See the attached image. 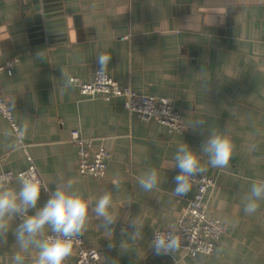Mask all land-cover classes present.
I'll return each instance as SVG.
<instances>
[{
  "label": "crops",
  "instance_id": "obj_1",
  "mask_svg": "<svg viewBox=\"0 0 264 264\" xmlns=\"http://www.w3.org/2000/svg\"><path fill=\"white\" fill-rule=\"evenodd\" d=\"M101 53L112 56L106 72L121 85L170 99L184 130L139 120L121 97L83 95L66 84L71 77L90 81ZM7 64L11 72L0 71V90L26 148L0 115V172L26 169L28 153L50 188L71 179L85 197L110 190L111 206L90 210L82 236L99 249V264H264V201L256 213L243 210L251 182L264 179V0H0V66ZM196 119H206L203 134L190 128ZM211 127L228 128L235 144L229 167L205 172L215 180L206 194L209 214L225 231L213 254L156 255L153 233L175 227L194 194L191 187L185 197L172 195L177 146L184 141L199 152ZM74 129L93 139L92 149L110 151L104 178L79 173ZM149 168L157 169L161 185L144 192L137 177ZM47 199L42 192L38 206ZM136 216L144 238L134 242L126 218ZM109 217L119 218L113 234L104 228ZM16 250L9 232L0 242V264H12ZM25 255L32 264L34 252ZM74 259L72 253L65 264Z\"/></svg>",
  "mask_w": 264,
  "mask_h": 264
},
{
  "label": "clouds",
  "instance_id": "obj_2",
  "mask_svg": "<svg viewBox=\"0 0 264 264\" xmlns=\"http://www.w3.org/2000/svg\"><path fill=\"white\" fill-rule=\"evenodd\" d=\"M39 55L38 52L37 56ZM111 57L101 53L96 58L99 65L96 73L99 77L106 74ZM210 82H205L208 91ZM66 84H72V79L68 78ZM205 124L206 119H196L192 121L190 128L193 131L200 129L203 134L202 126ZM227 132L228 128L217 132L211 127L200 145L199 152L184 141L177 146L173 167L178 168L179 172L174 177L175 187L172 189V195L187 196L192 187L190 180L207 172L209 166L216 169L230 166L236 153L235 144ZM255 148L253 145L252 150ZM203 157L207 158L206 164L202 163ZM137 182L144 192L158 190L161 185L156 168H149L137 177ZM42 192L48 193V199L42 206H38ZM261 201H264V179H256L251 182L244 197L245 214L256 213ZM111 204L110 190H105L98 198L85 197L74 189L71 179L56 183L54 189L31 178L19 180L17 186L0 182V242H6L8 233H12L17 249L12 254V264H25V254L30 252H34L32 264H65L73 253L74 239L83 236L86 231L90 210L100 214ZM118 220L119 218L115 217L106 219L105 231L113 234ZM126 220L134 229L128 233L131 240H142L143 225L138 216L127 217ZM181 246L182 238L175 228L167 233H154L149 245L156 255H175ZM120 247H123L122 243ZM112 264H118V261H113Z\"/></svg>",
  "mask_w": 264,
  "mask_h": 264
},
{
  "label": "built area",
  "instance_id": "obj_3",
  "mask_svg": "<svg viewBox=\"0 0 264 264\" xmlns=\"http://www.w3.org/2000/svg\"><path fill=\"white\" fill-rule=\"evenodd\" d=\"M127 38L128 36L122 37V39ZM3 70L11 72V65L0 66V71ZM71 79L72 84L83 95H101L105 99L121 97L124 107L139 120L156 119L174 133H181L184 130L180 110L167 97L139 93L128 85H121L107 72L103 77H99L95 73L90 81H81L77 77H71ZM0 115L8 120L17 143L25 149V134L16 122L14 113L1 90ZM70 142L77 147L79 173L83 176H92L97 179L104 178L111 156L110 151L104 146L92 149L93 139L83 136L78 129L71 131ZM27 160L29 163L28 167L18 173L12 170L0 172V182L6 184L14 179L31 178L39 180L42 184H47L37 169L34 159L28 153ZM190 183L194 188V194L187 199L184 212L173 228L177 230L182 238L180 250L185 255L190 257L210 255L215 252L219 240L225 231L223 222L209 214V207L206 201L207 191L215 184V180L213 177L203 173L191 179ZM173 228L158 229L154 233H167ZM73 253L75 259L72 264H99L101 258L99 249L97 247H88L82 236L74 239Z\"/></svg>",
  "mask_w": 264,
  "mask_h": 264
},
{
  "label": "water",
  "instance_id": "obj_4",
  "mask_svg": "<svg viewBox=\"0 0 264 264\" xmlns=\"http://www.w3.org/2000/svg\"><path fill=\"white\" fill-rule=\"evenodd\" d=\"M39 12V9H36Z\"/></svg>",
  "mask_w": 264,
  "mask_h": 264
}]
</instances>
